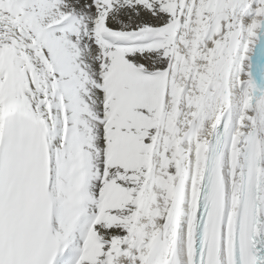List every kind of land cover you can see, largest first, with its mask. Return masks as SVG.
Returning <instances> with one entry per match:
<instances>
[{"label":"snow or ice","instance_id":"6c2138e0","mask_svg":"<svg viewBox=\"0 0 264 264\" xmlns=\"http://www.w3.org/2000/svg\"><path fill=\"white\" fill-rule=\"evenodd\" d=\"M0 264H264V0H0Z\"/></svg>","mask_w":264,"mask_h":264}]
</instances>
